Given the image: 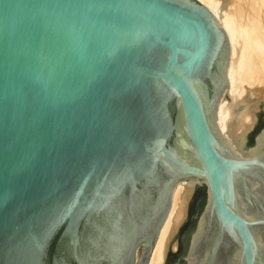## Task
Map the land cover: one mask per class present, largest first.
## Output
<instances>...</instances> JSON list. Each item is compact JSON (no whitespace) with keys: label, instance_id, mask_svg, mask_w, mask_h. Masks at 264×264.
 Here are the masks:
<instances>
[{"label":"water","instance_id":"obj_1","mask_svg":"<svg viewBox=\"0 0 264 264\" xmlns=\"http://www.w3.org/2000/svg\"><path fill=\"white\" fill-rule=\"evenodd\" d=\"M229 39L197 0H0V264H264V96L216 111ZM139 258V259H138Z\"/></svg>","mask_w":264,"mask_h":264},{"label":"bare ground","instance_id":"obj_2","mask_svg":"<svg viewBox=\"0 0 264 264\" xmlns=\"http://www.w3.org/2000/svg\"><path fill=\"white\" fill-rule=\"evenodd\" d=\"M197 1L213 13L229 39L227 93L221 98L215 116L216 129L223 136L228 129L229 107L251 91L264 96V0ZM185 191L184 182L175 187L169 214L148 264H163Z\"/></svg>","mask_w":264,"mask_h":264}]
</instances>
